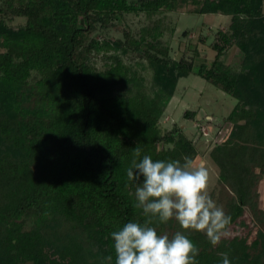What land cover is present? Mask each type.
<instances>
[{
	"label": "trees",
	"instance_id": "trees-1",
	"mask_svg": "<svg viewBox=\"0 0 264 264\" xmlns=\"http://www.w3.org/2000/svg\"><path fill=\"white\" fill-rule=\"evenodd\" d=\"M181 9L229 16L210 44L209 67L194 71L161 38L160 15ZM128 13L149 24L118 38L95 35ZM15 17L23 24H9ZM230 46L241 52L238 68L217 69ZM189 73L236 100L222 119L226 137L209 151L231 192L223 210L231 223L216 245L205 232L173 227L198 247L197 264H221L222 253L230 264H264L256 190L264 176V0H0V264H108L107 256L115 264L111 233L146 219L134 207L139 185L127 178L133 149L182 164L197 155L178 124L159 125ZM168 222L150 226L161 235Z\"/></svg>",
	"mask_w": 264,
	"mask_h": 264
},
{
	"label": "clouds",
	"instance_id": "clouds-1",
	"mask_svg": "<svg viewBox=\"0 0 264 264\" xmlns=\"http://www.w3.org/2000/svg\"><path fill=\"white\" fill-rule=\"evenodd\" d=\"M141 153L140 147L133 149L127 178L139 185L134 207L146 219L143 224L129 221L111 233L115 264H197L199 249L184 232L177 231L170 238L158 235L150 225L154 219L165 223L175 218L183 230L205 232L212 245L220 242L231 216L208 194L207 167L193 165L188 157L182 164L178 160L154 161L149 155L140 158ZM105 260L111 264L112 256ZM221 264H230L228 253H222Z\"/></svg>",
	"mask_w": 264,
	"mask_h": 264
},
{
	"label": "rangeland",
	"instance_id": "rangeland-1",
	"mask_svg": "<svg viewBox=\"0 0 264 264\" xmlns=\"http://www.w3.org/2000/svg\"><path fill=\"white\" fill-rule=\"evenodd\" d=\"M160 21L163 28L161 38L169 43L170 55L178 58L187 57L195 65L194 71H196L199 64L205 63L209 67L214 59L215 51L212 50L210 44L218 29L228 27L229 16L221 13H189L181 9L161 14ZM23 22L24 18L15 17L9 24L17 27ZM147 24L149 21L142 14L128 13L125 14L124 20L96 32L95 35L118 38L122 36V31L127 26L136 33ZM241 56V52L236 46H230L225 49L221 57L222 64L217 65L216 68L231 72L238 68ZM97 64L100 65L101 62L97 60ZM235 102L234 97L219 87L195 73H189L178 79L174 95L159 120L161 129H168L174 123L178 124L195 143L197 155L192 164H202L207 167L209 171L208 194L217 207L222 210L225 209V201L231 192L218 181L219 171L212 161L209 151L222 138L226 137L230 124L222 119L229 113ZM186 109L195 111V119L190 120L183 117V112ZM256 190L258 206L264 210V176L260 179ZM176 222L175 218L170 219L169 225L161 234H167L171 238L177 232V229L173 227ZM252 223L257 227L254 221Z\"/></svg>",
	"mask_w": 264,
	"mask_h": 264
},
{
	"label": "water",
	"instance_id": "water-1",
	"mask_svg": "<svg viewBox=\"0 0 264 264\" xmlns=\"http://www.w3.org/2000/svg\"><path fill=\"white\" fill-rule=\"evenodd\" d=\"M178 58V57H177Z\"/></svg>",
	"mask_w": 264,
	"mask_h": 264
}]
</instances>
